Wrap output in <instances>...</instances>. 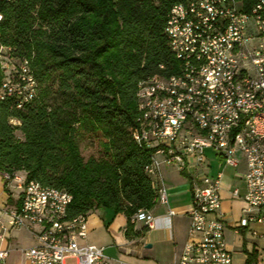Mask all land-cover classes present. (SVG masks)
Segmentation results:
<instances>
[{"label": "trees", "instance_id": "16d2710c", "mask_svg": "<svg viewBox=\"0 0 264 264\" xmlns=\"http://www.w3.org/2000/svg\"><path fill=\"white\" fill-rule=\"evenodd\" d=\"M179 1L0 0V43L37 84L22 108L0 100V173L67 190L70 216L110 209L126 216L127 238L147 230L131 221L156 203L150 150L134 140L137 87L179 73L164 32Z\"/></svg>", "mask_w": 264, "mask_h": 264}, {"label": "built area", "instance_id": "2783aa9c", "mask_svg": "<svg viewBox=\"0 0 264 264\" xmlns=\"http://www.w3.org/2000/svg\"><path fill=\"white\" fill-rule=\"evenodd\" d=\"M164 32L179 76L190 74L191 80L209 87L212 122H204L196 106H148L143 91H151V98H174L179 90L159 96L158 82L149 87L138 83L137 139L151 157L145 170L155 180L156 202L163 205L168 196L162 165L184 173L189 182L188 239L174 264H233L220 210L222 169L234 168V177L244 183L243 193L237 182L232 184L231 197L243 201L233 228L256 234L254 226L264 225V147L251 144V138L239 140V131L249 125L246 113L258 114L259 127L264 128V108L257 101L233 98L230 88L217 92L215 82L225 72L241 71L242 78L260 84L264 93V0H181L171 6ZM36 91L28 60L18 59L0 43V100L13 98L16 108H22ZM237 108H244L243 116H236ZM168 118L181 119V127H168ZM10 122L19 124L14 118ZM203 129H211L213 140L203 139ZM0 175L8 194L2 207L8 226L0 220V242L11 228H24L34 239L22 250L23 264H103V248L84 242L87 213L68 214L72 197L67 190L27 179L23 171ZM174 214L168 208L164 217L170 221ZM157 218L144 210L143 216H132L131 221L152 229ZM8 256L9 249L0 248V264H7Z\"/></svg>", "mask_w": 264, "mask_h": 264}, {"label": "crops", "instance_id": "0c3cea01", "mask_svg": "<svg viewBox=\"0 0 264 264\" xmlns=\"http://www.w3.org/2000/svg\"><path fill=\"white\" fill-rule=\"evenodd\" d=\"M163 173V171H162ZM164 179L167 180L166 192L168 196V204L163 205L158 202L148 210L157 218V226L152 229L143 231L140 235L132 238L125 236L124 230L126 226V216L123 213H116L110 209H96L87 213V237L84 240L86 243L94 244L103 248V264H174L177 256L180 254L184 244L188 239L189 218L188 211L191 208V193L187 177L173 167L165 166ZM233 180L238 183L241 193L244 192V183L240 179H236L234 175L226 183L222 182L221 189V212L226 220V234L233 235H249L264 240L260 236L264 232V225H255L256 234H252L246 229H241L236 232L233 224L240 216V211L243 206L242 199H234L231 197V189ZM8 194L3 185V180L0 175V220L7 226V216L3 213L2 207L6 201ZM15 195L13 194L12 198ZM9 198V202L13 199ZM168 208L173 209L174 215L168 221L164 215ZM142 223L139 227L134 224V229L140 231L143 228ZM24 228H11L6 233L4 241L0 242V248H8L10 252L19 250L21 264H23L22 250L34 244V239L28 232L31 244L24 247H16L18 243L19 233ZM258 240V239H257ZM257 240L251 241L250 249H245L246 255L243 256V263H246L249 253L254 252L255 257L249 264H263L262 253L258 248ZM150 244V247H147ZM228 246V245H227ZM234 257V250L228 246ZM9 257V256H8ZM8 259V258H7ZM234 264V260H233Z\"/></svg>", "mask_w": 264, "mask_h": 264}, {"label": "bare ground", "instance_id": "6f19581e", "mask_svg": "<svg viewBox=\"0 0 264 264\" xmlns=\"http://www.w3.org/2000/svg\"><path fill=\"white\" fill-rule=\"evenodd\" d=\"M153 82H158L159 96H166V91L179 90L174 92V98H151V91H143V98H148V106L160 105L162 108L173 107H198V111L203 114L204 122H212L210 113L211 93L208 86H203L200 80H191L190 74L179 73L169 77L153 76L139 83L140 87H149ZM231 89L233 98L245 101L260 102V108H264V93L260 91V84H251L242 78L241 71H231L223 73V77L215 82V90L219 93H226ZM137 103L139 97L137 92ZM244 108L236 109V116H243ZM245 131H239V140L251 138V144L264 147V128L259 127V117L256 113H246ZM168 127H181V119L168 118ZM203 139L213 140L211 129H203ZM134 140L141 146V140L137 139V127L134 131ZM151 164V163H150ZM14 173V172H12ZM153 178V176H152ZM155 187V180L153 178ZM69 197H72L69 194ZM144 210L137 211L133 217H141Z\"/></svg>", "mask_w": 264, "mask_h": 264}, {"label": "rangeland", "instance_id": "374dc122", "mask_svg": "<svg viewBox=\"0 0 264 264\" xmlns=\"http://www.w3.org/2000/svg\"><path fill=\"white\" fill-rule=\"evenodd\" d=\"M80 149L82 152V155L84 157H87L90 154H95L96 155V148L95 147H91L89 145H87L86 142H80ZM209 157H212L211 155H209ZM166 165H162V171L164 173V167ZM175 169V168H174ZM223 182L226 183L230 180V177H232L234 175V168L226 166L223 169ZM167 183V180L165 179V184ZM11 190L13 191L14 194L18 193V190L15 189L14 187H11ZM143 222L142 221H137L136 222V226L139 227ZM258 239V240H257ZM226 244L230 247H232V249L234 250L233 252V260H234V264H244L242 259L244 254L246 255V252L244 251L245 249H250L251 247V241L252 240H257L258 242V248L260 250V252L262 253V263L264 264V240L260 238L253 237V236H249L247 234L245 235H233L231 232L226 234ZM31 244V239L30 236L28 234L27 231L25 230H21L19 233V238H18V243L15 244L16 247H24V246H28ZM21 257H20V252L19 250L16 251H12L10 252V255L7 259V264H21Z\"/></svg>", "mask_w": 264, "mask_h": 264}, {"label": "water", "instance_id": "95a60500", "mask_svg": "<svg viewBox=\"0 0 264 264\" xmlns=\"http://www.w3.org/2000/svg\"><path fill=\"white\" fill-rule=\"evenodd\" d=\"M147 247H150V244H147Z\"/></svg>", "mask_w": 264, "mask_h": 264}]
</instances>
